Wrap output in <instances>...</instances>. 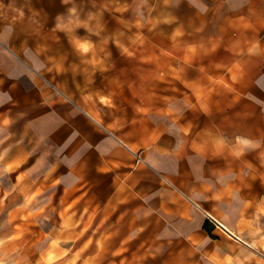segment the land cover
<instances>
[{
  "label": "rangeland",
  "instance_id": "rangeland-1",
  "mask_svg": "<svg viewBox=\"0 0 264 264\" xmlns=\"http://www.w3.org/2000/svg\"><path fill=\"white\" fill-rule=\"evenodd\" d=\"M75 1L78 16L60 28L62 0H0L7 51L96 130L135 151L126 148L123 162L106 157L116 168L111 184L96 177L79 187L85 206L73 218L81 222L73 237L92 230L80 238L79 255L62 257L57 246L52 264H264V107L255 111L249 99L264 75V0ZM77 37L92 41L88 52ZM18 163L0 166V193L16 185L25 198L2 240L4 261L46 264L49 240L67 238L57 217L72 214V201L55 211L57 195L69 190L42 194L50 199L39 203L35 196L56 176L19 184L22 169L3 174ZM121 163L127 173H119Z\"/></svg>",
  "mask_w": 264,
  "mask_h": 264
},
{
  "label": "crops",
  "instance_id": "crops-1",
  "mask_svg": "<svg viewBox=\"0 0 264 264\" xmlns=\"http://www.w3.org/2000/svg\"><path fill=\"white\" fill-rule=\"evenodd\" d=\"M27 68L28 64L25 61L17 54L9 53L6 47L0 43V166L5 169L6 163L19 161L11 171L3 172L7 178H12L9 172H13L17 176L22 169L25 178L19 184H31L34 179L38 181L46 176L48 178L56 176L57 182L35 196L39 203L50 199L48 195L42 199V194H48L52 190L58 194L63 191V186H67L69 190L67 195H57L55 211L57 215L66 201H72L74 209L72 214L63 215L70 219V225L65 227L62 224L63 217H57L58 227L56 230L62 237H64L63 235L67 237L60 240V246L68 249L67 253L62 255L64 257L70 253L73 255V252L81 247L79 245L80 238L92 230V225H90L80 235L73 237L80 231L81 222L76 224L75 222L78 221L79 214L85 206L80 199L79 187L83 184L96 183V177L107 178L110 180L107 184H111V170H116V168L108 160L112 156H118L121 162L128 160L125 150L128 147L120 142V138H118L119 142L114 144L110 137L96 130L74 106L65 104L57 95L49 92L45 84L33 80ZM24 77H29L32 83L26 85ZM255 83L258 88L254 89V93L250 92L249 99L256 104L255 111H258L264 107V75L255 80ZM108 155L111 157L106 160ZM7 167L11 166L7 165ZM51 167L53 170L48 175ZM102 167L109 171L103 170ZM78 171L81 173L79 174ZM119 173H127V167L122 163ZM131 174L132 180L138 184L137 168H134ZM162 176L164 177V175ZM3 180V188H5L9 179L4 178ZM120 180L129 184L126 176L121 175ZM12 184H16V182L13 181ZM15 186L7 191L5 202L0 203L1 241L7 234L11 235L13 231L10 217L15 206L22 204L25 200L23 195L16 194L18 187ZM84 191L85 189L80 193ZM93 191L95 190L93 189ZM3 193L4 191H1L0 197ZM109 193L108 199L111 200L112 190ZM131 193H133L130 196L131 200H139L137 192L132 191ZM124 201L122 199L117 202L116 208H121ZM86 216L87 213L84 217ZM38 217L39 220L46 218L41 213ZM95 217L96 214L93 216V223ZM108 230L109 228H105V231ZM68 234H71V237ZM2 242L4 244V241ZM115 245L117 246L119 243L113 242V247ZM122 254L121 252L120 256Z\"/></svg>",
  "mask_w": 264,
  "mask_h": 264
},
{
  "label": "bare ground",
  "instance_id": "bare-ground-1",
  "mask_svg": "<svg viewBox=\"0 0 264 264\" xmlns=\"http://www.w3.org/2000/svg\"><path fill=\"white\" fill-rule=\"evenodd\" d=\"M62 1H64V0H62ZM66 5H67V7H66V13H65V16H59L58 17V19H57V22H56V24H57V26L58 27H64L65 26V24H66V22L68 21V20H74V19H76V17L78 16V14H79V5H78V3H77V1H75V0H68V2L66 3ZM75 9V12H72V11H70L71 9ZM20 11H22V10H20ZM68 19V20H67ZM84 41H86V42H88L89 43V45H90V48H89V50L91 49V45H92V41L90 40V39H88V38H79V37H77V39H76V44H77V46H78V48L80 49V51L81 52H84V51H82V49L80 48V43L81 42H84ZM88 50V51H89ZM87 51V52H88ZM84 53H86V52H84ZM100 99L101 100H105V96H102V97H100ZM96 119V118H95ZM97 120V119H96ZM99 121V120H98ZM120 140V142L122 143V144H124V145H126L128 148H130V149H132V147L130 146V144H128L126 141H124V140H121V139H119ZM132 151H134L133 149H132ZM135 152V151H134ZM164 175V179H166L167 181H169V182H171L172 183V180H171V178L169 177V176H167V175H165V174H163ZM21 178L22 177H20L19 176V179L18 180H21ZM58 181V179H55V181L53 182V183H55V182H57ZM52 183V184H53ZM7 193L8 192H4L3 193V195L0 197V203H4L5 202V197H6V195H7ZM209 213V212H208ZM210 215H212L217 221H218V223L222 226V228H224V230L227 232V233H229V234H232V235H235V236H237L238 238H240L241 237V235H239L238 234V232L237 231H235L229 224H227L226 222H224L223 220H221V219H219V218H217V217H215L213 214H211V213H209ZM62 224L66 227V226H68V225H70V219L68 218V217H63V220H62ZM60 240H61V238L60 237H58V236H54V237H52L50 240H49V244H48V246L46 247V251L44 252V254L42 255V258H43V260L46 262V264H52V263H54L56 260H57V257H58V254L56 253V248H57V246H60ZM3 242L0 240V264H6L5 263V261H4V257H3V252H2V250H1V247H2V244ZM83 247H79V248H77L74 252H73V255H72V258H74L75 256H77V255H79V253H80V250L82 249ZM67 251H68V249L67 248H64V254H66L67 253ZM71 258V257H70Z\"/></svg>",
  "mask_w": 264,
  "mask_h": 264
},
{
  "label": "clouds",
  "instance_id": "clouds-1",
  "mask_svg": "<svg viewBox=\"0 0 264 264\" xmlns=\"http://www.w3.org/2000/svg\"><path fill=\"white\" fill-rule=\"evenodd\" d=\"M64 2L67 3L68 0H64ZM70 11L75 12V9L73 8ZM80 48L82 49V51L87 52L90 48V45L88 42L84 41L80 43ZM245 143H247V141H245Z\"/></svg>",
  "mask_w": 264,
  "mask_h": 264
},
{
  "label": "trees",
  "instance_id": "trees-1",
  "mask_svg": "<svg viewBox=\"0 0 264 264\" xmlns=\"http://www.w3.org/2000/svg\"><path fill=\"white\" fill-rule=\"evenodd\" d=\"M205 228L208 230V228L205 226Z\"/></svg>",
  "mask_w": 264,
  "mask_h": 264
}]
</instances>
